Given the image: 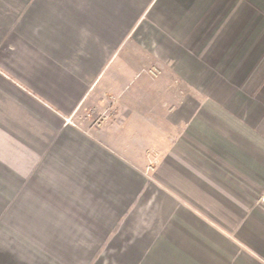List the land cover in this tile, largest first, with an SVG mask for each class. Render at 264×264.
<instances>
[{
    "label": "crops",
    "instance_id": "obj_1",
    "mask_svg": "<svg viewBox=\"0 0 264 264\" xmlns=\"http://www.w3.org/2000/svg\"><path fill=\"white\" fill-rule=\"evenodd\" d=\"M259 37L264 0H0V264H264Z\"/></svg>",
    "mask_w": 264,
    "mask_h": 264
},
{
    "label": "rangeland",
    "instance_id": "obj_2",
    "mask_svg": "<svg viewBox=\"0 0 264 264\" xmlns=\"http://www.w3.org/2000/svg\"><path fill=\"white\" fill-rule=\"evenodd\" d=\"M260 37L257 40V42L254 44V49H253V57H254V65L253 66H249L248 68H246V75L247 77L243 78L241 77L240 82H236L235 80H233V82L231 83H227L229 84L231 87H233L235 90H246L249 91L250 95L256 96L257 93H260V78L264 79V76H261V63L264 62V51H260L258 48H260L259 46V41H260ZM264 42V40H263ZM260 63V64H259ZM241 70H243L244 68H240ZM150 71V70H149ZM152 71H155V73L157 72L156 69H152ZM244 74V73H243ZM227 88V87H225ZM224 88V89H225ZM228 106V105H226ZM261 122V121H260ZM264 131V129H262ZM262 134H264V132H262ZM261 201H264V196L261 197Z\"/></svg>",
    "mask_w": 264,
    "mask_h": 264
},
{
    "label": "built area",
    "instance_id": "obj_3",
    "mask_svg": "<svg viewBox=\"0 0 264 264\" xmlns=\"http://www.w3.org/2000/svg\"><path fill=\"white\" fill-rule=\"evenodd\" d=\"M152 74H154L155 72L154 71H150Z\"/></svg>",
    "mask_w": 264,
    "mask_h": 264
}]
</instances>
